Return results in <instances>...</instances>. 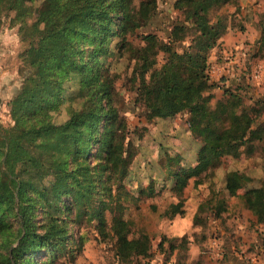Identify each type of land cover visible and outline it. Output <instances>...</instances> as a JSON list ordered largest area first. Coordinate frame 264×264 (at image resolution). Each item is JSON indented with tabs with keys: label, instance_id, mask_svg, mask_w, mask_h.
<instances>
[{
	"label": "rangeland",
	"instance_id": "374dc122",
	"mask_svg": "<svg viewBox=\"0 0 264 264\" xmlns=\"http://www.w3.org/2000/svg\"><path fill=\"white\" fill-rule=\"evenodd\" d=\"M156 1L157 10L151 20L129 33L128 40L136 47L144 45V34H154L157 47L168 42L173 23L184 20L188 14L175 9L177 0ZM241 1L212 5L207 15L210 29L218 34L225 32L226 27L237 30L253 24L256 27L247 37L243 66L229 77L212 66V61H221L217 54L214 57L212 49L219 47L222 37L207 52L210 62L206 74L215 83L209 107L215 110L219 102L230 99V94L225 91L232 92L236 98H231V102L238 103L235 110L238 113L246 110L255 119V135L248 134L238 151L226 154L219 165L211 164L197 176H191L190 171L199 164L203 141L190 130L188 110L173 117H152L143 115L144 106L137 102L138 84L133 80L135 60L129 54L121 55L118 49L120 9L111 12L117 34L109 42L101 43L100 53L92 54L91 47L97 44L80 45L84 51L83 72L69 73L49 119L64 123L74 112L90 105L92 96L82 87L89 69L93 74L98 68L104 70L105 76L109 74L113 82L112 102L119 109V118L111 124L102 117L97 127H92L89 140L83 139L79 144L60 140L57 150L52 151L51 160L53 165L63 167L69 173L70 186L85 192L91 173L96 175V179L92 176L94 185L95 182L98 184L97 179L108 178V172L98 178V171L89 174L84 171L87 163L91 166L105 163L107 149L99 153L98 160L95 156L100 141L110 135L116 152L109 160L115 168L113 190H126L137 198L133 201L129 196H122L120 201L128 206L122 216L131 221L130 238L147 236L150 239L151 255L135 258L131 263L121 261L116 256L112 235L103 236L100 231L101 219L109 221L111 217L103 209V203L108 199L107 191L104 196V190H96L93 203L87 196L77 199L74 196L76 190H73L59 198L61 212L49 215L39 201L36 215L31 220L36 232L42 234L47 227L43 226L58 218V224L66 231L67 246L58 245L57 237L50 242L55 246L28 255L27 264H264V191L247 194L250 190H264V48L261 49L258 43L264 0H244V4ZM139 2L133 0L132 7H138ZM41 5L42 0L34 3L35 7ZM0 18V124L11 127L14 126L11 102L33 72L22 56L31 42L33 19L23 25L14 11L1 13ZM188 35L185 42L172 45L178 55L184 53L195 36L193 32ZM93 36L92 33L89 37ZM224 54L223 63L237 64L235 52ZM168 55L160 51L158 67ZM79 93L83 95L77 97ZM94 102L107 107L109 97L105 93L97 94ZM224 124L228 122L224 121ZM64 136V130L57 131L56 138ZM85 147L91 150L89 162L81 156ZM72 175L77 176L78 181ZM183 182L185 185L181 186ZM231 183H239L236 188L239 191L233 195L228 187ZM246 194L252 206L246 205ZM12 221L13 218L9 224Z\"/></svg>",
	"mask_w": 264,
	"mask_h": 264
},
{
	"label": "trees",
	"instance_id": "16d2710c",
	"mask_svg": "<svg viewBox=\"0 0 264 264\" xmlns=\"http://www.w3.org/2000/svg\"><path fill=\"white\" fill-rule=\"evenodd\" d=\"M37 1L0 0V14L14 11L23 25L33 19L30 24L33 30L31 42L22 55L33 72L11 102L14 126L0 124V264H27L28 255L38 249L55 246L50 242L57 237L58 245L67 246L66 231L58 224V218L49 220L43 226L47 227L42 234L36 232L31 220L36 215L39 201L49 215L61 212L59 198L67 192L73 193V190H76L74 196L77 199L87 196L93 203L96 190H104V196L107 191L108 199L103 203V209L111 217L109 221L101 219V233L103 236L112 235L116 256L121 261L131 263L135 258H148L152 248L150 239L147 236L130 238L131 221L122 216L128 207L120 201L122 196H129L133 201L137 198L126 190H113L115 168L109 160L116 152L110 135L100 141V149L95 156L98 160L99 153L107 149L105 163L94 166L87 163L84 171L85 174L98 171V178L108 172V178L104 181L97 179L98 184L95 182L94 185L92 176L96 179V175L91 173L85 192L70 186L69 173L63 167L53 165L51 160L52 151L57 150L60 140L62 143L67 140L71 144H79L83 139L89 140L92 127H97L102 117H106L111 124L119 118V109L112 102L113 82L110 75L105 76L104 70L99 68L91 74L89 69L82 89L92 96L90 105L74 112L64 123L58 124L49 117L69 73L83 72L84 51L80 45L97 44L91 47L92 54L96 55L102 51L101 43L109 42L117 34L111 12L118 8L121 11L118 49L121 55L129 54L135 60L133 80L138 84L137 102L144 106L143 115L173 117L188 110L190 130L203 141L199 164L191 169L190 175H199L211 164L219 165L226 154L238 151L248 134L255 135V119L246 110L241 113L235 110L238 103L231 102V98H236L232 92L225 91V94H230V99L225 103L219 102L215 110L209 107L215 83L206 74L209 65L206 54L215 47L224 32L218 34V31L210 29L207 15L212 5L220 6L234 0H177L175 9L188 14L184 20L173 23L168 42H162L159 47L154 34H144V45L140 47L128 40L129 33L141 23L147 24L155 15L156 0H140L136 8L132 7L133 0H42V5L35 7ZM258 27V43L263 49L264 14ZM189 32L195 36L184 53L178 55L172 45L185 42ZM92 33L94 36L89 37ZM160 51L169 55L158 67L157 55ZM102 93L109 97L107 107L94 102L97 94ZM82 95L79 93L77 97ZM58 130H64L65 136L56 138ZM90 153L91 150L86 147L81 150L82 158L88 162ZM72 176L78 181L77 176ZM184 185L185 182L181 184ZM237 185L239 183L228 185L231 195L239 191L236 190ZM260 191L264 190H250L247 194ZM247 194L244 195L245 201L248 198L246 205L252 206L248 197L250 194ZM12 218L14 221L9 224Z\"/></svg>",
	"mask_w": 264,
	"mask_h": 264
},
{
	"label": "crops",
	"instance_id": "0c3cea01",
	"mask_svg": "<svg viewBox=\"0 0 264 264\" xmlns=\"http://www.w3.org/2000/svg\"><path fill=\"white\" fill-rule=\"evenodd\" d=\"M241 2L244 4V0H242ZM245 27L246 29L241 30H237V28L226 27L225 32L221 36L222 38L220 39L219 47L212 49L214 57L215 54H217L221 58L220 62L218 60V62L215 60L212 61L213 68L215 70L218 69L219 73H224L229 77V74L236 72L237 70H239L238 68H241V66H243L242 59L248 47L247 37L252 35L256 28L254 24L252 26L247 25ZM227 52H235L237 54L238 60H235L237 62L236 65L234 62H222V57H225L223 55H225L224 53ZM234 67L236 68L234 69Z\"/></svg>",
	"mask_w": 264,
	"mask_h": 264
}]
</instances>
